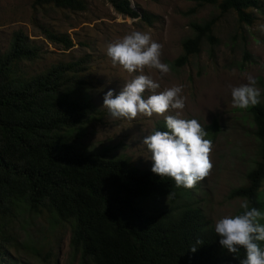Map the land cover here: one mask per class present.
<instances>
[{"label": "trees", "instance_id": "obj_1", "mask_svg": "<svg viewBox=\"0 0 264 264\" xmlns=\"http://www.w3.org/2000/svg\"><path fill=\"white\" fill-rule=\"evenodd\" d=\"M196 1V0H193ZM115 11L130 18L152 19L129 7L128 0H110ZM215 5L219 13L234 12L238 23L250 25L248 10L257 0H199ZM53 7L82 11L81 0H33V11ZM215 20L192 24V38L182 44V55L173 66L180 67L199 52L203 39L214 44ZM46 41L72 47L71 40L46 27H39ZM40 48L21 32L13 35L8 50L0 55V264H23L8 251L13 247L5 222L25 206L30 213L42 211L71 226L69 246L84 263L90 264H238L243 250L233 259L218 244L202 211L191 202L190 189L177 188L167 177L150 168L139 170L125 159H107L86 153L74 143L75 133L87 124L90 107L70 98L80 62L56 64L41 73L23 76L18 64L33 62ZM260 102L248 108L259 156L246 174L243 186L229 198L247 199L250 206L264 210V84ZM156 130H164L159 126ZM169 194V195H168ZM168 196L170 209L148 213V198ZM181 200L182 203H181ZM180 202V205H176ZM238 209L235 213L239 212ZM234 213V214H235ZM201 243L193 252L190 246ZM39 256V254H37ZM47 254L42 258L48 263Z\"/></svg>", "mask_w": 264, "mask_h": 264}, {"label": "rangeland", "instance_id": "obj_2", "mask_svg": "<svg viewBox=\"0 0 264 264\" xmlns=\"http://www.w3.org/2000/svg\"><path fill=\"white\" fill-rule=\"evenodd\" d=\"M32 1L0 0V55L8 50L14 33L21 32L41 52L37 60L18 64L20 75L31 76L56 64L83 61L78 67L82 71L69 73L77 81L69 95L87 103L90 115L87 124L75 133L73 143L86 153L125 159L139 170L151 167L141 140L164 126V116L176 110L152 116L137 114L128 120L112 118L101 106L104 92L112 89L115 94L137 75L112 64L105 54L107 44L133 30L147 32L161 45L160 61L169 65V72L161 76L158 70L144 68L141 74L160 85L155 92L182 85L185 106L181 118H195L210 141L207 155L211 167L190 189L191 202L201 209L208 226L222 215L234 214L243 199L229 198V192L245 184L246 174L258 160L259 144L248 109L231 106L230 86L246 83V77L251 75L262 92L264 32L257 25L264 24V0H257L258 7L248 10L253 18L250 25L238 23L234 12L221 15L215 5L201 4L199 0H134L133 9L147 14L152 19L150 25L140 17L118 14L110 0H81L84 9L76 12L53 7L33 11ZM211 19L215 20L211 33L214 44L203 39L197 54L190 55L184 65L173 66L182 55V42L194 36L191 25ZM42 26L66 35L72 47L64 50L46 41L40 33ZM151 94L149 90L144 92L145 96ZM260 190L264 194V181ZM143 206L148 213L172 207L164 196L148 198ZM5 228L13 241L8 253L23 264H90L71 251L70 224L56 221L45 210L34 214L20 205L14 217L5 222ZM47 254L48 263H44L41 257Z\"/></svg>", "mask_w": 264, "mask_h": 264}, {"label": "clouds", "instance_id": "obj_3", "mask_svg": "<svg viewBox=\"0 0 264 264\" xmlns=\"http://www.w3.org/2000/svg\"><path fill=\"white\" fill-rule=\"evenodd\" d=\"M128 3L129 7H135L134 0H128ZM257 27L264 32V24ZM160 48L161 45L147 32L136 30L108 43L105 54L112 64L128 73L135 71L137 75L126 81L115 94L112 89L104 92L101 106L112 118L128 120L137 114L152 116L169 109L176 110L174 114L164 116L163 131L153 129L141 143L149 153L151 173L170 178L177 188L191 189L211 167L207 155L210 141L205 139L206 131L195 118H181L180 112L185 106L182 85L155 92L153 90L160 85L149 75L141 74L144 68L158 70L161 76L169 72V65L160 61ZM145 90L153 94L145 96ZM260 97L257 80L251 75L246 77V83L230 86L234 109L253 107L260 102ZM239 209L235 214L220 216L209 227L218 237L219 246L233 259H237L236 254L243 250L238 264H264V210L250 206L247 199L240 202ZM200 243L197 239L190 250L194 252Z\"/></svg>", "mask_w": 264, "mask_h": 264}]
</instances>
